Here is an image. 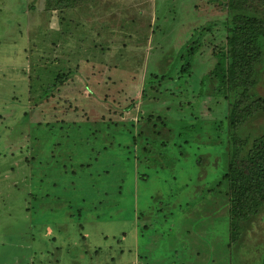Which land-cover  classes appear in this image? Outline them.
<instances>
[{
    "label": "rangeland",
    "instance_id": "374dc122",
    "mask_svg": "<svg viewBox=\"0 0 264 264\" xmlns=\"http://www.w3.org/2000/svg\"><path fill=\"white\" fill-rule=\"evenodd\" d=\"M45 1L0 0V264H261L264 208L230 246L228 215L193 204L223 171L225 104L203 89L180 106V82L157 80L223 14L208 0Z\"/></svg>",
    "mask_w": 264,
    "mask_h": 264
},
{
    "label": "trees",
    "instance_id": "16d2710c",
    "mask_svg": "<svg viewBox=\"0 0 264 264\" xmlns=\"http://www.w3.org/2000/svg\"><path fill=\"white\" fill-rule=\"evenodd\" d=\"M208 1L216 13L223 15L199 27L196 38L186 43L176 61L174 78L163 73L157 80L180 82L176 94L187 96L180 99V106L203 96V89L214 105L225 104L228 148L222 161L223 171L193 204L206 209L198 214L202 217L228 215L229 244L233 246L240 243L245 222L264 208V130L247 132L248 123L264 114V95L256 90L264 59V0ZM83 2L46 0L45 6L48 10L64 11ZM203 54L208 55L205 62L207 65L209 59V67L200 76L203 87L195 90L192 75L196 62L199 63L196 60ZM59 76H55V83ZM153 80L156 79L150 78L147 86ZM64 83L57 82L58 95ZM197 218L194 214L192 222H197ZM260 259L264 264V253Z\"/></svg>",
    "mask_w": 264,
    "mask_h": 264
}]
</instances>
